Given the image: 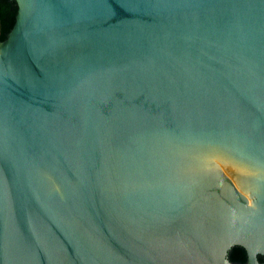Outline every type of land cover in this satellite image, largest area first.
<instances>
[{
	"label": "water",
	"instance_id": "1",
	"mask_svg": "<svg viewBox=\"0 0 264 264\" xmlns=\"http://www.w3.org/2000/svg\"><path fill=\"white\" fill-rule=\"evenodd\" d=\"M0 264H264V0H12Z\"/></svg>",
	"mask_w": 264,
	"mask_h": 264
},
{
	"label": "trees",
	"instance_id": "2",
	"mask_svg": "<svg viewBox=\"0 0 264 264\" xmlns=\"http://www.w3.org/2000/svg\"><path fill=\"white\" fill-rule=\"evenodd\" d=\"M16 6L12 0H0V41H3L11 29Z\"/></svg>",
	"mask_w": 264,
	"mask_h": 264
}]
</instances>
